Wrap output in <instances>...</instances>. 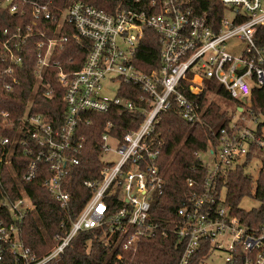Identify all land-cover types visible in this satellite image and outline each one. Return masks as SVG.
Here are the masks:
<instances>
[{
    "label": "built area",
    "instance_id": "built-area-1",
    "mask_svg": "<svg viewBox=\"0 0 264 264\" xmlns=\"http://www.w3.org/2000/svg\"><path fill=\"white\" fill-rule=\"evenodd\" d=\"M259 28L264 0H149L141 10L115 14L80 0L64 8L53 0H0L4 91L13 92L16 73L34 63L26 106L15 112L0 106V187L10 176L17 195L11 200L5 190L0 197V264H48L78 234L102 228L131 254L144 239L169 240L174 264H212L218 254L223 264H264V216L256 228L246 225L217 185L248 164L264 173V107L255 112L251 104L254 91L264 99ZM146 29L159 44L150 70L138 64ZM70 41L84 51L76 70L75 56L55 59ZM233 42L241 48L233 51ZM212 87L225 91L236 111L215 146L194 153L200 165L185 180L188 192L163 217L164 141L157 126L171 112L188 124L201 122L205 109L197 97L217 95ZM38 94L60 101L40 112ZM83 172L91 177L82 182L89 199L37 258L22 241L24 219L35 211L25 185L39 180L60 209L73 212L72 183Z\"/></svg>",
    "mask_w": 264,
    "mask_h": 264
},
{
    "label": "trees",
    "instance_id": "trees-1",
    "mask_svg": "<svg viewBox=\"0 0 264 264\" xmlns=\"http://www.w3.org/2000/svg\"><path fill=\"white\" fill-rule=\"evenodd\" d=\"M53 1L59 7L64 8L70 0ZM80 1L108 14H115L122 10H141L149 0ZM144 35L138 53V64L141 69L150 70V65L156 61L158 55V37L150 29H146ZM256 42L264 47L263 28L258 29ZM65 47L64 51L56 54L55 59L65 62L75 56L76 61L72 69H78L84 58V51L73 41H70ZM27 49L29 53L32 51L31 46H27ZM33 65V61L29 64L25 63L22 70L16 73L15 76L20 80V85L14 87L13 92L4 91L3 82H9V78L0 76V106L12 112L26 106L32 95L34 84ZM211 90H216L218 96L231 101L222 89L212 87ZM259 94H262L261 90L254 91L252 94L251 104L254 111L264 107V99H261ZM197 98L200 106L205 109L201 122L191 125L184 122L178 114L171 112L162 118L156 129L157 136L164 141L160 160L164 186L158 200L163 217H171L179 207L181 197L188 192L185 180L193 176L191 169H197L200 165L195 159L194 153L203 152L208 147L215 146L219 131L228 126L231 121L232 115L222 111L217 103L208 100L205 92ZM58 101H60L58 95L52 101H47L38 94L36 98L38 108L36 109L45 112L52 109L51 106ZM93 131L98 134L96 127L92 129ZM89 147L90 149L94 148V141H90ZM195 173L197 174V172ZM88 179L91 177L85 172L78 173L74 177L72 191L77 211L73 212L60 209L50 195L40 187L39 180L25 185L35 211L24 219L22 241L37 258H42L51 250L53 247L51 239L56 233L61 232V224H68L69 220L75 219L78 209L89 199L90 194L82 187V182ZM217 185L226 191L227 204L234 209L238 217L246 225L256 228L264 216V173L253 178L247 175L243 168L238 167L229 171ZM14 189L15 180L9 176L6 179V186L0 187V197L7 190L11 200L15 199L17 195ZM244 196H252L258 201L259 207L248 212L240 210L237 204ZM114 241L115 236H109L103 228L78 234L63 254L48 264H174L176 261L172 242L169 240L144 239L135 254L122 251L120 246L114 245ZM118 256H120V260L117 259Z\"/></svg>",
    "mask_w": 264,
    "mask_h": 264
},
{
    "label": "rangeland",
    "instance_id": "rangeland-1",
    "mask_svg": "<svg viewBox=\"0 0 264 264\" xmlns=\"http://www.w3.org/2000/svg\"><path fill=\"white\" fill-rule=\"evenodd\" d=\"M231 46H232L233 51L241 48V45L235 42L231 43ZM208 98L210 101L217 103L221 107L222 111L226 112L227 114L235 113L236 111L235 102L226 100L223 97L218 96V95H210ZM206 157H207L206 155H203L202 159L206 161L207 160ZM244 170L247 175H250L251 177L256 178L260 169L259 167H256L253 164H248L245 166ZM221 198L222 199L226 198V191H222ZM237 206L240 210L248 212L250 210L257 209L259 207V203L252 196L250 197L244 196L242 197L240 202H238ZM224 258L225 256L223 254L215 255V258L213 259L212 264H223L222 262Z\"/></svg>",
    "mask_w": 264,
    "mask_h": 264
}]
</instances>
